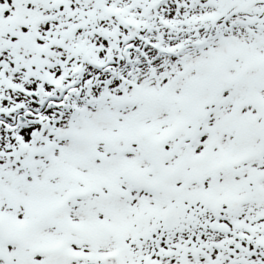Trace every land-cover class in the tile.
<instances>
[{
    "label": "snow or ice",
    "instance_id": "1",
    "mask_svg": "<svg viewBox=\"0 0 264 264\" xmlns=\"http://www.w3.org/2000/svg\"><path fill=\"white\" fill-rule=\"evenodd\" d=\"M0 264H264V0H0Z\"/></svg>",
    "mask_w": 264,
    "mask_h": 264
}]
</instances>
